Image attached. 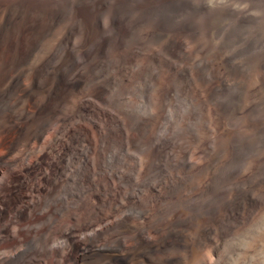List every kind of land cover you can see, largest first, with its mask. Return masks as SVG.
<instances>
[{
    "label": "bare ground",
    "instance_id": "bare-ground-1",
    "mask_svg": "<svg viewBox=\"0 0 264 264\" xmlns=\"http://www.w3.org/2000/svg\"><path fill=\"white\" fill-rule=\"evenodd\" d=\"M211 4L238 17L232 32L209 25ZM259 6L264 0H0V264H248L239 253L259 228L232 235L264 207V161L250 167L264 156V45L238 40ZM189 38L197 48H230L228 69L185 65ZM241 85L252 106L242 118ZM190 87L202 93L201 109L217 107L221 139H209L204 165L187 150L195 115L187 133L172 122V111L190 106ZM136 93L152 94L158 116L128 102Z\"/></svg>",
    "mask_w": 264,
    "mask_h": 264
},
{
    "label": "rangeland",
    "instance_id": "rangeland-1",
    "mask_svg": "<svg viewBox=\"0 0 264 264\" xmlns=\"http://www.w3.org/2000/svg\"><path fill=\"white\" fill-rule=\"evenodd\" d=\"M211 5H213V7H211ZM211 5H209L210 6V8H208L206 11H207V13H206V15H209V25H211L212 27H216V28H218V29H220L221 30V33L223 32L224 33V31L225 32H228V31H231V30H233L234 28H235V26L238 24L237 22H239L238 21V17H236V15H232V13H229L228 15L226 14V15H223L224 16V18H223V16L221 15V13H226V12H224V10H223V8L221 7V6H217V5H214V4H211ZM215 6V7H214ZM217 6V7H216ZM215 8V9H214ZM218 8H220V9H218ZM259 8V9H258ZM258 8H256L254 11L255 12H253V18L255 19V22H252V24L251 25H249V27H247V29H246V32L244 33V35H243V37L242 38H240L239 40H238V42H240V44H245V43H247V40H249V39H254L255 38V36H258V37H263L262 38V40H263V42H262V44L264 45V6L263 7H261V6H259ZM216 10V12L214 11V10ZM218 9V10H217ZM253 11V10H252ZM251 11V12H252ZM212 13H214V15L212 14ZM215 13H216V15H215ZM220 14V15H219ZM256 14H258V15H256ZM212 16V17H211ZM218 17V18H217ZM231 17V18H230ZM234 17V18H233ZM213 18V19H212ZM219 19V20H218ZM220 19L222 20V21H220ZM225 19V20H224ZM237 19V20H236ZM233 20V22H231V21ZM235 20L237 21V22H235ZM230 21V22H229ZM225 22V23H224ZM230 24H229V23ZM211 23V24H210ZM233 25H232V24ZM260 24V26H259V24ZM220 24V25H219ZM258 24V25H257ZM263 25V26H262ZM227 26V27H226ZM228 26H230V27H228ZM222 27V28H221ZM226 27V28H225ZM253 27V28H252ZM258 27L260 28L259 30H258ZM232 28V29H231ZM231 29V30H230ZM217 30V29H216ZM251 30V32H249ZM232 32V31H231ZM249 33H251L252 34V36H251V34H249ZM247 34V35H246ZM246 35V36H245ZM248 35H250V37L248 36ZM232 36V35H231ZM234 37V36H233ZM233 37H231V40L232 41H234V38ZM245 39H247V40H245ZM194 40V41H193ZM196 39H192V38H189L188 39V43H189V47H190V49H188V51L190 52V55H191V53H192V56L189 58V60L185 63V65H189L190 67H196L200 62H202V61H204V62H208V63H210L209 65L211 66V67H216V65H217V67H221V69H223V67H225V69H228V66L227 65H225V61L227 60V57L229 58V55H230V53L229 52H231V50H230V48H221V49H215V47L213 48V50L215 49V51H213L212 50V48L210 47V45H206V46H202V47H200V48H197V47H195L196 46V41H195ZM224 42L225 40H223L222 38H221V36H216V39H215V43H218V42ZM222 42V43H223ZM191 46H193V47H191ZM206 47V48H205ZM210 47V48H209ZM199 50V52H201L200 54H199V52H198V50ZM204 49V50H203ZM224 49V50H223ZM201 50V51H200ZM207 50V51H206ZM208 50H210V51H208ZM213 52H212V51ZM259 52V50H257L256 52L255 51H253V52H251V53H249L250 55V57L251 58H247V57H249L248 56V54H246V55H242V56H240V57H238V59L236 58L235 60L238 62L239 60H241V62L242 63H245V61H244V59L246 60V58H247V60H249L248 62H250L251 61V63H249L248 64V66L246 65V67L244 68L245 69V75H248L249 74V72H250V69H252L253 67H255L256 65V61H258L257 59H259L260 58V56L262 55L260 52ZM195 53V55H193ZM227 53V54H226ZM228 53H229V55H228ZM258 53V54H257ZM224 54H225V56H227V57H225L224 56ZM209 55V56H208ZM211 55V56H210ZM223 55V56H222ZM251 55H253V57L251 56ZM197 56V57H196ZM200 56V57H199ZM216 56H218V58H216ZM209 57V58H208ZM211 57V58H210ZM241 57H242V59H241ZM246 57V58H245ZM256 57H258V58H256ZM200 58V59H199ZM204 58V59H203ZM206 58V59H205ZM200 61H199V60ZM202 59V60H201ZM256 59V60H255ZM220 60V61H219ZM253 60V61H252ZM192 61V62H191ZM195 61V62H194ZM215 61H216V63H215ZM189 62H191V63H189ZM223 62V63H222ZM194 63H195V65H194ZM218 63V64H217ZM238 63H240V61L238 62ZM252 63H253V65H252ZM251 64V65H250ZM219 65V66H218ZM253 66V67H252ZM248 67H250V68H248ZM248 73H247V72ZM257 73V72H256ZM256 73L254 72L253 74L254 75H256ZM169 77H170V75H166V76H164V78H160V82L162 83V85H165L166 84V82H167V80L169 79ZM163 81V82H162ZM240 81V80H239ZM241 82H243V80H241ZM241 82H238V84L237 85H240L239 83H241ZM163 83H165V84H163ZM245 84V83H244ZM208 85V84H207ZM138 86H139V88L140 89H142L141 88V85L140 84H138ZM242 86V85H241ZM208 87H209V85H208ZM194 88V87H193ZM192 87H190L189 89H187L186 91H184V94L187 96V97H191L190 99H192V100H190V102L191 101H194V102H192V104L189 102V105L190 106H188V104L185 106V108H183V110L180 112V114H176V112L174 113V111H172V122H173V126H174V132L175 133H179V130H180V132L182 131L183 133H187V131H188V127H189V117H190V115H195L194 116V120H195V122H194V125H193V129L195 130V133L197 134V140H196V142H193V144L192 145H190V147H189V149H187L188 150V154L189 155H191V156H193V159L194 160H196V162H201L202 160L204 161V162H206L207 163V161L206 160H204L201 156L203 155L202 154V151H203V149H204V147H206L207 146V144H208V142H209V139L211 140V141H213V140H215V141H220V139H221V133H220V127H218L219 126V122H218V117H217V107H216V105L215 104H211L212 106H210V105H207V106H205L204 107V109H201V106H200V102H201V100L203 101L204 100V97L203 96H201L200 94H202V93H200L199 94V89H194L193 90V93H195V95H193V93H191L192 92V89H193ZM247 88H249V87H247ZM246 87H243L242 86V90H240L239 91V97L240 98H242L243 100L242 101H244V103H242V105H241V107H240V110H242L244 107L246 108V112L244 113V112H241V113H239L238 114V116L240 117V118H242V117H244L245 115H247V113H249L250 112V110H251V108H252V106H251V102H250V100H251V98H250V96H249V91H246V90H250V89H247ZM189 90H190V92H189ZM188 91V92H187ZM198 91V92H197ZM264 91V90H263ZM188 93V94H187ZM245 93V94H244ZM193 96H192V95ZM197 94L198 95H200V96H197ZM243 96H242V95ZM262 95H260L259 96V98L257 99V103H258V105H260V109H261V112L263 113V116H264V104H263V102H264V99H263V97H264V92H262L261 93ZM136 95H138L137 97H135ZM140 94H138V93H136L135 95H133V96H130L129 97V99H128V102L129 103H133L134 105H136L137 107H138V109H140V110H138V111H140L141 112V114L143 115V114H146V113H148V111H149V113L150 114H148L149 116H158V114L160 113V111H158V109L160 108L157 104H155L154 103V100H153V97H151L152 96V94H150V96H146L145 98H143L141 95L139 96ZM249 96V97H247L246 98V96ZM195 96V97H194ZM150 97V99L148 100V98ZM199 97V98H198ZM139 98V99H138ZM142 98V99H141ZM195 98H196V100H195ZM198 98V99H197ZM133 99V100H132ZM138 99V100H137ZM146 99V100H145ZM135 100V101H134ZM142 100V101H141ZM152 100V101H151ZM134 101V102H133ZM149 102V101H151V102H149V103H147V102ZM259 101H261V102H259ZM140 102V103H139ZM143 102H145L144 104H143ZM260 103V104H259ZM262 103V104H261ZM196 104H198V105H196ZM248 105L249 107H247L246 105ZM214 105H215V108H214ZM262 105V106H261ZM152 107H154V108H152ZM189 107V108H188ZM152 108V109H151ZM188 108V109H187ZM197 108V109H196ZM211 109L210 111H209V109ZM151 109V110H150ZM201 109V110H200ZM206 109V110H205ZM247 109H249V110H247ZM143 110H146V111H143ZM154 110L156 111V112H154ZM189 110H191V111H189ZM207 110L210 112H207ZM142 111H143V113H142ZM187 111L188 112H190V113H187ZM213 111V112H212ZM185 115H184V114ZM203 113V114H202ZM206 113V114H205ZM152 114V115H151ZM205 114V115H204ZM210 114H212V115H210ZM148 115H146V116H148ZM181 115V116H180ZM182 115H184V117H182ZM188 115V116H187ZM199 115L202 117V119H201V117H199ZM211 117H210V116ZM214 115V116H213ZM242 115V116H241ZM179 116V117H178ZM187 116V117H186ZM262 115H261V119H262V122H263V124H264V117H263ZM199 117V118H198ZM215 117V118H214ZM160 118H161V116H160ZM181 118H182V120H181ZM197 118V119H196ZM211 118V119H210ZM217 118V119H216ZM174 119V120H173ZM178 119H180V122H179V120ZM198 119H200V120H198ZM203 119H206V120H203ZM208 119V120H207ZM214 119V120H213ZM202 120V121H201ZM210 120V121H209ZM212 120V121H211ZM187 121V122H186ZM201 121V123H199ZM216 121V122H215ZM180 124H179V123ZM182 122H183V124H182ZM185 122V123H184ZM203 122V123H202ZM212 122V123H211ZM202 124V125H201ZM205 124V125H204ZM211 126H210V125ZM216 124V125H215ZM246 124V123H245ZM182 127H181V126ZM185 125V126H184ZM209 125V126H208ZM202 126V127H201ZM214 126H216V127H214ZM167 127V129L165 130V131H168L169 130V127L170 126H166ZM165 127V128H166ZM180 127V128H179ZM185 127V128H184ZM218 127V128H217ZM183 128V129H182ZM201 128V129H200ZM204 128V129H203ZM209 128V129H208ZM215 128V129H214ZM241 128V129H240ZM182 129V130H181ZM207 129V130H206ZM214 129V130H213ZM238 129L239 130H243V129H245V125L244 124H242V125H240L239 127H238ZM183 130H185V131H183ZM209 130V131H208ZM212 132H211V131ZM206 131H208V132H206ZM205 132V133H204ZM213 132H215V133H213ZM209 134V135H208ZM211 134H212V136H211ZM214 134V135H213ZM217 134V135H216ZM186 135V136H185ZM209 136V137H207V136ZM185 136V137H184ZM201 136V137H200ZM203 136V137H202ZM216 136H217V138H216ZM188 135L187 134H184L183 135V138H185V140L184 141H190V140H188V138H190V137H188ZM199 137V138H198ZM215 137V138H214ZM203 139V140H202ZM205 139V140H204ZM199 140H201L200 141V143H199ZM253 140V139H252ZM204 141V142H203ZM195 143V144H194ZM198 146H197V145ZM200 144V145H199ZM201 145H202V147H201ZM204 145V146H203ZM192 146V147H191ZM192 148V149H191ZM202 149V150H201ZM191 150V151H190ZM200 150V151H199ZM200 152V153H199ZM198 154H199V157H198ZM201 155V156H200ZM49 156V157H48ZM51 154H47L46 156H45V158L46 159H49V158H51ZM260 157V158H259ZM256 158V159H255ZM254 158V160H253V158L251 159V161H250V163H251V169H253V170H255L257 167H258V163H260V162H263L264 161V156H262V155H258L257 157H255ZM257 159H259V160H257ZM263 159V160H262ZM253 160V161H252ZM201 162L200 164H202V165H204V164H206V163H204V162ZM255 161H256V163H255ZM254 162V163H253ZM253 163V164H252ZM253 165V166H252ZM263 211V212H262ZM263 214V215H262ZM257 217V218H256ZM262 218V219H261ZM259 219V220H258ZM260 219H261V221H260ZM264 207L256 214V216H254V218L251 220V221H249L245 226H243V227H241V228H239L238 229V231L236 230L235 232H233V234L234 235H232L233 237L236 235L237 237H239L240 235H242L241 233H243L244 231V233L243 234H245V233H247V232H249L250 231V229L253 227H255L256 226V228L258 229L256 232H255V235L256 236H254V235H251V238L249 239V240H246L245 241V243H244V246L242 247V248H246V246H248L247 248H246V250L248 251L249 250V248H250V246H253V247H255V248H250V250L247 252L245 249H241V251L240 252H242L243 250V252L242 253H239V254H243V255H240V257L242 256V258H243V260L244 261H246V260H248V261H246V262H248V264H262V262H263V264H264V257H261L260 256V258H259V260H258V262L256 261L257 260V254L258 253H264L263 251L264 250H262L261 251V249L263 248V241H262V239L264 240V237H262V236H264L263 234H264ZM260 221V222H258V221ZM256 223V224H255ZM258 223V224H257ZM249 224V225H248ZM254 224V225H253ZM252 226V227H251ZM260 226V227H259ZM250 228V229H249ZM262 228V229H261ZM263 230V231H261V230ZM242 230V231H241ZM244 230V231H243ZM259 231V232H258ZM259 233H260V235H259ZM263 233V234H262ZM259 235V236H258ZM234 237V238H237V237ZM261 236V237H260ZM253 237H258L259 239H256V238H253ZM256 239V240H255ZM261 239V244H260V240ZM250 240H252V242H253V244H252V242L250 241ZM255 240V241H254ZM259 242H258V241ZM248 241V242H247ZM246 242H247V244H246ZM250 242V243H249ZM258 242V243H257ZM263 242V243H262ZM222 243H223V240H220V243H219V245L218 246H220V245H222ZM249 243V244H248ZM259 245V246H258ZM262 247V248H261ZM210 248V245H207V246H205V249L207 250V249H209ZM258 251H260V252H258ZM254 253V254H253ZM257 253V254H256ZM247 254V256H244V255H246ZM252 254V255H251ZM250 256V257H249ZM246 257V258H245ZM252 258V259H251ZM253 258H254V261L255 262H253ZM263 258V259H262ZM261 260V261H260ZM251 261V262H250ZM253 262V263H252Z\"/></svg>",
    "mask_w": 264,
    "mask_h": 264
}]
</instances>
